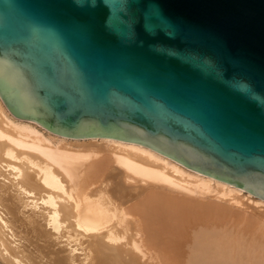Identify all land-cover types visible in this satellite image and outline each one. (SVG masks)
Here are the masks:
<instances>
[{
    "label": "water",
    "instance_id": "95a60500",
    "mask_svg": "<svg viewBox=\"0 0 264 264\" xmlns=\"http://www.w3.org/2000/svg\"><path fill=\"white\" fill-rule=\"evenodd\" d=\"M0 101L264 201V0H0Z\"/></svg>",
    "mask_w": 264,
    "mask_h": 264
},
{
    "label": "bare ground",
    "instance_id": "6f19581e",
    "mask_svg": "<svg viewBox=\"0 0 264 264\" xmlns=\"http://www.w3.org/2000/svg\"><path fill=\"white\" fill-rule=\"evenodd\" d=\"M261 206L140 145L53 135L0 101V264H264Z\"/></svg>",
    "mask_w": 264,
    "mask_h": 264
},
{
    "label": "rangeland",
    "instance_id": "374dc122",
    "mask_svg": "<svg viewBox=\"0 0 264 264\" xmlns=\"http://www.w3.org/2000/svg\"><path fill=\"white\" fill-rule=\"evenodd\" d=\"M243 192H244V191H243ZM252 197H253V196H252ZM254 198H255V197H254ZM256 199H257V198H256ZM245 203H246L247 205H246ZM250 204H251V203H250ZM250 204H249V202H246V201L244 200V208H248L249 211H255V209H258L257 206L252 205V204L250 205ZM249 206H250V207H249ZM254 207H255V208H254ZM261 208H263V209H260V207H259V211H263V210H264V207H263V206H261Z\"/></svg>",
    "mask_w": 264,
    "mask_h": 264
}]
</instances>
